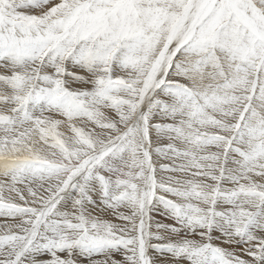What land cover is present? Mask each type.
Segmentation results:
<instances>
[{
	"label": "snow or ice",
	"instance_id": "1",
	"mask_svg": "<svg viewBox=\"0 0 264 264\" xmlns=\"http://www.w3.org/2000/svg\"><path fill=\"white\" fill-rule=\"evenodd\" d=\"M0 264H264V0H0Z\"/></svg>",
	"mask_w": 264,
	"mask_h": 264
},
{
	"label": "rangeland",
	"instance_id": "2",
	"mask_svg": "<svg viewBox=\"0 0 264 264\" xmlns=\"http://www.w3.org/2000/svg\"><path fill=\"white\" fill-rule=\"evenodd\" d=\"M155 159V158H154ZM165 163H169V161H164Z\"/></svg>",
	"mask_w": 264,
	"mask_h": 264
}]
</instances>
